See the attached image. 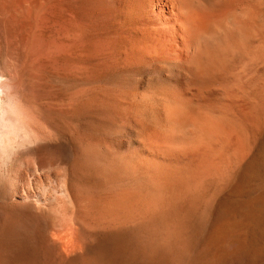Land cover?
<instances>
[{
    "label": "rangeland",
    "instance_id": "374dc122",
    "mask_svg": "<svg viewBox=\"0 0 264 264\" xmlns=\"http://www.w3.org/2000/svg\"><path fill=\"white\" fill-rule=\"evenodd\" d=\"M257 1H215L242 20L256 5L255 61L193 86L199 98L170 89L160 64L117 63L111 0H0V94L21 122L0 136V264H264L260 146L238 118L264 90Z\"/></svg>",
    "mask_w": 264,
    "mask_h": 264
},
{
    "label": "bare ground",
    "instance_id": "6f19581e",
    "mask_svg": "<svg viewBox=\"0 0 264 264\" xmlns=\"http://www.w3.org/2000/svg\"><path fill=\"white\" fill-rule=\"evenodd\" d=\"M215 1L216 0H111V5L114 8L113 26L115 28V35L117 38H115L114 42L112 39V42H110V46L112 47V49H113V47L117 46L116 47L117 51H118V49L120 50V47L121 48L124 47L125 55H126L124 62L122 61L123 64L119 60H117V63H119V64L121 63L120 65H125V64H136V65H138V64H143V63L150 64V65L160 64V67L154 73L159 75L160 77H162L164 79V83L170 89H172L175 92L181 93V94L183 93L185 95H189L188 91H190V90L191 91L196 90V89H191L193 86H195L197 88L203 87L202 82H204V81L227 79L230 77V75H232L236 72H237L236 74H239L242 76L244 74H246V72H248V74H249V72H250L249 69L246 70V72H245V69L244 70H240V69L238 70L239 66L237 67V65L238 64L243 65V63H245L246 65H248L250 67V64H252L255 61V58L253 56H250V54H248L249 53L248 49L252 46V44L254 42V36L252 35V33L248 32L247 29H251L253 27H256V22L260 18L259 14H258V10L255 9L256 5H255V8L253 10H250L251 13L248 14V17H246L242 20V19H239V17L237 19L234 18L235 15H234L233 11H231L227 7L222 9L221 6H219V4ZM257 2H259V0ZM256 4H258V3H256ZM244 7H245V4L242 7L239 6V9L244 8ZM245 10L246 9L244 8L243 11H245ZM235 14H236V12H235ZM121 15L125 17V19L127 20V23L125 22L124 24H121L118 21V18L121 17ZM236 15H238V14H236ZM241 16H240V18H241ZM232 18H234L233 20L235 22H232L233 21ZM262 23H264V22L261 21V24ZM122 34H124L125 36L124 35L122 36ZM256 38H258V37H256ZM119 41H122V42L119 43ZM257 43L259 44V42H257ZM253 48L254 47H252L251 49H253ZM122 53L123 52L121 51V54ZM252 55H254V54H252ZM259 69H260V67H259ZM256 70H258V69H256ZM263 71H264V68L262 67L259 70V72L262 73ZM248 79H251V78H248ZM234 80H235V78H234ZM247 82H248V80H247ZM208 83H210V82H208ZM223 84H225V83H223ZM214 85H215V83H214ZM216 85H217V82H216ZM247 85H248V83H247ZM255 89H256V87H255ZM259 89L256 92L253 91V92H250L247 94L250 98L255 100L256 105L254 106V108L248 110L247 107L242 104L239 107L238 118H239L240 123L242 124V127L247 132L248 140L250 141L251 145H255L258 147L260 146L259 147L260 149L258 148L259 152L257 150V152H258L257 159H255L256 161L253 160L254 161L253 163H255L253 165V167L256 170L255 171L256 178L255 177H252V178H255L258 180L257 183H259V185L261 187L260 190H262L264 193V137H263V135H264V90H259ZM199 90L200 89L196 90V94L198 97L201 96L200 95L201 93H199ZM235 91H238V89H236ZM242 92L246 93L244 90H242ZM204 95H205V97L207 95V97H209V99H211L214 96L218 95V92L215 90L207 91V92H204ZM238 95H240V94L238 93ZM242 98H244L243 95H242ZM247 99H245V100L247 101ZM211 101L215 102V100H213V99L205 100L204 102H211ZM185 102H186V100H185ZM11 105H12V103H11ZM13 107H14V105H13ZM173 107H174V105H173ZM12 108L9 105L4 103L3 97L0 94V136H1V133H3V131H6V129H12V127L14 126L13 124H16V123H13L12 120H15V119H16V121L19 120L17 126L19 124H21L20 119H18L19 116L17 117L14 115L15 112H13L12 110H15V109H12ZM178 108H179V106H178ZM190 109H192V108H190ZM178 110L181 111L180 109H178ZM178 110H174V111H177V113H178L179 112ZM194 110H197V109L195 108ZM183 111L185 112V109H183ZM11 112H13L12 115H11ZM184 112H183V114H184ZM203 112H204V110H203ZM171 113H172V111H171ZM179 113L182 114V112H179ZM230 114H232V113H230ZM13 116H15L16 118L14 117L15 119H12ZM180 116L182 118V115H179L178 118H180ZM221 116L222 115H220V117ZM223 118L227 119V117H223ZM230 118H232V117H230ZM210 119H212V118H210ZM174 120H177V119L175 118ZM183 120H185V119H183ZM215 122H210V123L217 124ZM234 122L237 123L236 121H234ZM177 123H178V121L176 122V124ZM176 124L174 123L172 125L175 126ZM188 124H190V123L188 122ZM221 124H222V121H221ZM185 125H186V123H185ZM209 125H211V124H209ZM17 126H14V127H17ZM21 126H23V125H21ZM14 127H13V131H14ZM169 127L173 128V126H171V125ZM184 127L185 126H183V128ZM200 127H201V125H200ZM214 127H217V125ZM220 127H222V126H220ZM177 128H179V127H177ZM210 128H213V126L212 127L210 126ZM217 128L218 129L213 128L214 131H215V129L219 130V127H217ZM165 129H163V130H165ZM174 129H175V127H174ZM179 129H181V128H179ZM223 129H225V128H223ZM229 129L230 128H228V130ZM17 130H18V127H17ZM225 130H227V129H225ZM232 130H234V129H232ZM11 131L12 130L7 131V132H11ZM191 131H193V130L188 131V132H190V135L192 134ZM23 132L25 133V131H23ZM179 133H178V135H183V131H182V133H180V134ZM228 133L230 134L231 132H227V134ZM27 134H26V136L29 137V135H27ZM171 134H173V133H171ZM171 134L170 135L168 134V135L171 136ZM163 136H165L164 133H163ZM176 136H177V133H176ZM214 136L217 137L218 135H214ZM219 136H221V135H219ZM177 137H178L177 140H179L180 137L179 136H177ZM201 137H202V135H201ZM210 137H212V135ZM229 137H231V136L229 135ZM261 137H263V139H261ZM0 138H4V137H0ZM232 138H233V136H232ZM167 139H169V137ZM202 139H199V140H202ZM216 139H213V140L215 141ZM234 139H236V138H234ZM219 140H221V139H219ZM166 141H165V144H166ZM203 141H205V140H203ZM201 142L202 141H200L199 143H201ZM217 142H219L218 139H217ZM227 142H225V143L227 144ZM202 143H204V142H202ZM8 144L10 145V140H9V143H7V145ZM211 144H213V142H211ZM221 144H219V146H221ZM230 146H231V144H230ZM10 147H13V146H10ZM191 148H192V146H191ZM191 148H190V150H191ZM221 148H223V147H221ZM9 149H11V148H9ZM185 150H187V149H185ZM174 151H175V149H174ZM180 151H182V149H180ZM203 152H204V150H203ZM194 153H195V151H194ZM221 153H223V152H221ZM249 153H250V151L248 152L247 155H244V158H247V161H248V157H250ZM255 156H256V154H255ZM182 158H184V157H182ZM191 158H193V157H191ZM213 158H214V156H213ZM216 158H217V156H216ZM190 161H189V163H190ZM219 162L220 161H218L217 163H219ZM184 163H185V161H184ZM224 164H225V162H224ZM234 164H235V162H234ZM177 168H179V167H177ZM252 173H254V172H252ZM249 176H251V175L249 174ZM263 213H264V211H262L261 215L258 218L257 227L262 228L263 232H264V214Z\"/></svg>",
    "mask_w": 264,
    "mask_h": 264
}]
</instances>
